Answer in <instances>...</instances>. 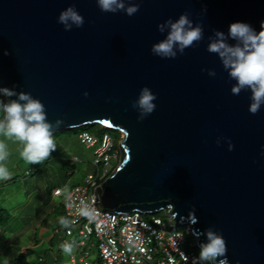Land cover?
<instances>
[{
	"label": "water",
	"instance_id": "1",
	"mask_svg": "<svg viewBox=\"0 0 264 264\" xmlns=\"http://www.w3.org/2000/svg\"><path fill=\"white\" fill-rule=\"evenodd\" d=\"M131 3L133 16L102 12L96 0H0V87L39 99L49 122L63 121L54 135L94 124L121 134L118 164L94 190L98 211L163 213L198 251L206 235L194 233L213 228L229 264H264V105L251 114V91L233 95L236 81L207 51L233 22L259 31L264 0ZM72 5L84 24L65 31L58 16ZM184 12L202 39L175 59L153 55L168 34L158 24ZM145 86L156 108L139 121L131 102Z\"/></svg>",
	"mask_w": 264,
	"mask_h": 264
},
{
	"label": "clouds",
	"instance_id": "2",
	"mask_svg": "<svg viewBox=\"0 0 264 264\" xmlns=\"http://www.w3.org/2000/svg\"><path fill=\"white\" fill-rule=\"evenodd\" d=\"M96 2L102 12H124L128 16H133L139 11V3L126 6L125 0H96ZM58 23L64 26L65 31H70L73 26L82 27L84 17L72 5L60 12ZM157 27L160 32L168 30L166 39L151 47L152 54L161 58L175 59L178 53L183 54L186 48L200 41L203 35L202 25L193 26L188 12L182 13L176 20L168 18ZM215 37L208 44L207 51L219 56L229 78L236 81L231 87L233 95H239L242 90L251 91L248 110L253 115L257 114L264 105V20L260 21L259 31L248 23L237 21L229 25L227 36L224 32L216 31ZM228 38L236 43H227ZM7 54L6 52L5 55ZM208 75L215 76V71L209 70ZM14 89L15 86L12 89L0 87V95L8 98L16 97V99H8L7 102L0 100V114H2L0 137L5 138L0 139V180L10 178L6 166L10 151L5 140L18 144L17 150L22 159L30 164H39L56 150L53 129L59 128L63 123L60 119L54 124L49 122L45 105L39 99L23 91L17 93ZM84 95L87 96L88 93ZM156 99L150 88L147 86L141 88L138 98L131 102V106L139 111V121L155 110ZM221 139L228 141V149L231 151L233 145L228 138L218 137L216 144L219 146ZM83 214L88 215V212L85 211ZM190 217L192 223L197 222L193 213H190ZM60 223L64 227L69 226V221L66 219L62 218ZM194 234L197 237L206 235V242L199 245V256L193 258V264H199L201 261L209 264H229L226 257V241L222 234H218L213 228ZM60 247L65 253L72 252V244L65 242ZM221 257L223 259H218Z\"/></svg>",
	"mask_w": 264,
	"mask_h": 264
},
{
	"label": "built area",
	"instance_id": "3",
	"mask_svg": "<svg viewBox=\"0 0 264 264\" xmlns=\"http://www.w3.org/2000/svg\"><path fill=\"white\" fill-rule=\"evenodd\" d=\"M78 140L87 148H94L92 166L96 174L88 175L64 196L63 219L69 221V226L61 225L53 230V236L61 244L67 242L78 250L69 255V263L193 264V258H198L194 251L196 243H187L186 236L191 235L187 227L181 232L169 225L168 219L163 221L154 215L146 218L148 215L140 212L123 215L97 210L94 190L110 175L119 150L107 134L98 139L81 132ZM61 194V189L53 192L55 197ZM85 211L88 215L83 214Z\"/></svg>",
	"mask_w": 264,
	"mask_h": 264
},
{
	"label": "rangeland",
	"instance_id": "4",
	"mask_svg": "<svg viewBox=\"0 0 264 264\" xmlns=\"http://www.w3.org/2000/svg\"><path fill=\"white\" fill-rule=\"evenodd\" d=\"M81 132L82 129L80 128L75 129V131L60 133L53 137L56 144V150L39 164H30L21 157L15 156L13 152L11 153V158H9L6 166L9 168L10 179H13V181L11 180L8 186H3L4 188L0 186V226L3 223L2 218L7 219L8 216L6 225L12 228L19 221L18 212L28 207L36 208L37 212L44 211V209L48 207V203L51 199V192L54 187H62L63 185H80L88 175L96 174V169L92 166L94 148H87L80 143L78 135ZM109 134L112 137H115L116 132L109 130ZM93 136L99 139L101 134L96 133ZM120 141L121 134H119L118 143H120ZM118 161L119 158H117L115 162H112L111 172L117 166ZM35 193L42 196L43 199L47 198V202L44 203L45 201L43 200V203L41 202L38 205L33 203L32 205H29V200L34 196L32 194ZM1 200L6 201V204L2 205ZM1 210H4V212ZM29 214L31 213L26 212L25 215L26 217L31 218ZM57 227H61V224L55 226L53 230ZM184 228V226H179L177 229L178 231L183 232ZM53 230L43 234L45 235L43 240L38 235V242L41 243L42 246L40 245V248H36L39 249L35 250L36 253L39 252L40 249L48 248L47 244L44 243V239H47L50 234L53 233ZM39 233L40 230H38V234ZM10 237V234L1 237L0 245L3 240H9ZM74 239L78 240L76 237ZM93 242L94 240H90V243ZM29 243L30 241L28 237H25L20 239L19 246L21 248L30 247ZM187 243L195 244V241L193 238H189ZM57 248H60V252L65 253L59 245H57ZM30 249L32 248L30 247ZM93 250V253L96 254L95 249ZM4 254L0 253V264H5V262L8 264V260ZM36 256L37 255L34 254L33 259H36ZM63 264H70L69 259L64 260Z\"/></svg>",
	"mask_w": 264,
	"mask_h": 264
},
{
	"label": "crops",
	"instance_id": "5",
	"mask_svg": "<svg viewBox=\"0 0 264 264\" xmlns=\"http://www.w3.org/2000/svg\"><path fill=\"white\" fill-rule=\"evenodd\" d=\"M0 139H5L3 137H0ZM5 142L8 144V148L10 151V155L13 152L15 156L20 157L18 149V144L5 140ZM11 158V156H9ZM8 158V160H9ZM6 161V164L8 162ZM9 169V168H8ZM13 181V179H6V180H0V186H8L9 183ZM75 185H63L62 187H54L51 192V199L48 203V207L44 209V211L37 212L36 208H26L24 210H20L18 212V223L14 225L12 228L6 225L7 219L2 218V225L0 226V238L6 236V234H10L11 237L9 240H3L0 245V253L4 254L8 260V264H13V260L19 255L20 253H23L26 249H29L30 247L34 250H39L36 248H40L39 246L42 244L38 242V235L43 240L44 236L43 234L52 231L55 226H57V223L63 218V210H62V202L64 199V196L70 191L72 187ZM4 188V187H3ZM56 189H61L62 194L61 196H53V192ZM29 195V194H28ZM34 195L29 200V205L33 204H40L47 202V198H44L37 193L32 194ZM6 201L1 200V204L5 205ZM57 202V203H56ZM35 205V206H36ZM4 212V210H1ZM26 212L33 213L31 218L26 217ZM36 212V213H35ZM6 213V211H5ZM28 222V223H27ZM38 230H40V233L38 234ZM25 237H28L30 243V247H20V239H23ZM40 239V240H41ZM53 239V233L50 234V236L47 239H44V243L47 244L48 248L46 249H40L39 254L46 253V257H39L41 258V264H63V261L66 259H69V255L71 253L78 252L77 249H73V252L71 253H62L60 252V248H57V245L52 240Z\"/></svg>",
	"mask_w": 264,
	"mask_h": 264
},
{
	"label": "trees",
	"instance_id": "6",
	"mask_svg": "<svg viewBox=\"0 0 264 264\" xmlns=\"http://www.w3.org/2000/svg\"><path fill=\"white\" fill-rule=\"evenodd\" d=\"M0 100H4L2 95H0ZM0 116H2V114H0ZM78 129H80V128H78ZM81 129H82V132H87V133H89L91 135H94L96 133H100L101 136H103L105 134L111 136L109 134V130L108 129H106V128L100 126V125H96V124L90 125V126L81 127ZM69 131H75V129L74 130H69ZM69 131H65V132H62V133H67ZM57 135L58 134H55V135H53V137H55ZM118 137H119V134L117 132H116L115 137H112L113 140L115 141V148L117 150H118V144H119L118 143ZM154 216L161 218L163 221H167V218H166V216L163 213H159V214H156ZM149 217H151V216L150 215L146 216V218H149ZM59 224H61L60 221L57 223V225H59ZM185 229L186 228H184V231H185ZM189 238H192V236L191 235L186 236V240L187 241H188ZM52 240L55 242L56 245H59V247L62 245L55 238V236H53ZM194 251L197 254V256H199V251L196 248H194ZM34 254L37 255L36 259H33V255ZM46 256H47L46 253L39 254V253H36L35 250L29 248V249H26L23 253H20L19 255H17V257L13 260V264H41V262H40L41 258H39V257H46ZM199 264H209V263L205 262V261H201V262H199Z\"/></svg>",
	"mask_w": 264,
	"mask_h": 264
}]
</instances>
